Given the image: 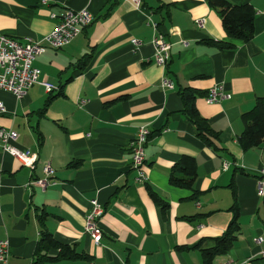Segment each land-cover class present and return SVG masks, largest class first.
<instances>
[{"label":"crops","instance_id":"0c3cea01","mask_svg":"<svg viewBox=\"0 0 264 264\" xmlns=\"http://www.w3.org/2000/svg\"><path fill=\"white\" fill-rule=\"evenodd\" d=\"M42 1L0 0V33L20 42L41 40L56 24L50 15L65 9H87L94 19L68 46L47 48L35 59L57 93L35 85L16 98L0 90V126L18 133L17 148L37 155L30 170L0 150V240L9 241L7 264H35L43 230L87 258L50 260L59 249L48 248L41 264H203L200 250L226 230L234 202L240 233L213 264H264V145L242 151L237 143L241 115L264 97V0H229L255 11L247 43L226 36L208 0H141L139 8L131 0ZM154 36L171 47L166 68L153 62ZM133 39L142 45L133 48ZM208 41L235 48L220 50ZM163 78L172 90L161 87ZM184 88L229 95L213 104L195 100L217 134L218 152L183 115ZM141 126L150 136L145 181L138 183L129 143ZM184 156L196 163L195 199L192 190L169 183ZM46 162L54 175L42 189L34 182L44 178ZM91 200L104 209L100 245L83 230Z\"/></svg>","mask_w":264,"mask_h":264},{"label":"built area","instance_id":"2783aa9c","mask_svg":"<svg viewBox=\"0 0 264 264\" xmlns=\"http://www.w3.org/2000/svg\"><path fill=\"white\" fill-rule=\"evenodd\" d=\"M48 0H43L46 4ZM136 8H139L141 0H131ZM51 19L56 20L52 31L45 35L41 40L25 39L20 42L13 37L0 33V90L10 93L16 98H22L27 91L35 85L44 89L47 94L57 93L58 87L49 83L42 77L41 71L34 67L35 59L42 55L47 48L53 50H61L68 46L84 29L91 25L94 16L87 9L74 11L65 9L60 14H51ZM153 29H156L155 23L150 22ZM199 29L204 27V20L197 21ZM133 48H138L142 42L137 39L131 41ZM185 44V42H183ZM153 62L155 65L166 68L170 58V45L164 42L158 36L152 39ZM163 89H173V84L167 78L161 80ZM229 95L221 89L212 88L208 91L205 101L209 104L219 103L224 99H228ZM5 109L0 103V114L4 113ZM150 136V130L146 126H141L137 129V133L129 143L131 150L130 168L136 172V182L143 183L145 181V146ZM18 133L0 126V150L18 161L22 167L34 169L37 162L36 153L29 149H19L16 147ZM224 163L223 168H227ZM44 178L34 182L35 185L45 189L49 180L54 175V170L49 163H44L42 166ZM262 179H264V168L260 170ZM262 181L258 183L257 195H263ZM104 209L96 200L90 201V209L84 219V234L89 236L96 245H100L102 239V231L99 222L103 217ZM256 244H260V237L254 240ZM9 241L8 239L0 240V264H7L9 256ZM264 257V252H261ZM229 264V263H224Z\"/></svg>","mask_w":264,"mask_h":264},{"label":"trees","instance_id":"16d2710c","mask_svg":"<svg viewBox=\"0 0 264 264\" xmlns=\"http://www.w3.org/2000/svg\"><path fill=\"white\" fill-rule=\"evenodd\" d=\"M208 5L219 14L223 30L228 38L244 43L249 42L253 38L255 11L251 5H237L229 0H208ZM206 44L215 46L220 50H232L235 48V45L221 41H208ZM82 64L85 63L82 62ZM179 95L181 96L183 104V115L196 128L198 136L204 141L205 145L212 148L213 151L218 152L219 149L212 141V139H217V134L212 131L207 121L198 114L195 108V100L197 98H206L208 92L184 88L179 90ZM241 120L244 124V130L237 137V143L242 151L264 145V97L256 98L253 108L243 113L241 115ZM196 177L195 160L191 157L184 156L172 167L169 175V183L175 187L192 190L194 192L193 199H195L197 195L194 190ZM229 187L232 189V185ZM153 198L156 201L155 196H153ZM230 210L233 212V218L226 230L220 237L213 239V246L211 248L200 250L203 264H213L214 259L218 256L227 254L237 240V236L240 233V226L238 222L239 209L235 202ZM199 247L200 243L192 248ZM48 248L59 249L58 255L55 258H50V260H76L87 258V256L83 254L76 253L71 247L57 243L51 234L43 230L36 247L37 262L35 264H41L44 260V256H42L41 253ZM192 248L178 247L177 249L190 250Z\"/></svg>","mask_w":264,"mask_h":264}]
</instances>
